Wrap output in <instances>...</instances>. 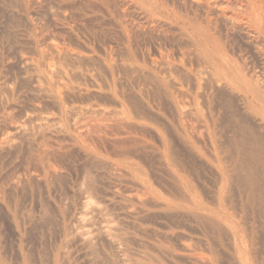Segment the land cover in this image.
Instances as JSON below:
<instances>
[{
	"label": "rangeland",
	"instance_id": "rangeland-1",
	"mask_svg": "<svg viewBox=\"0 0 264 264\" xmlns=\"http://www.w3.org/2000/svg\"><path fill=\"white\" fill-rule=\"evenodd\" d=\"M0 264H264V0H0Z\"/></svg>",
	"mask_w": 264,
	"mask_h": 264
}]
</instances>
